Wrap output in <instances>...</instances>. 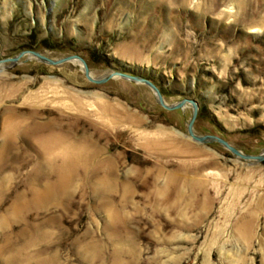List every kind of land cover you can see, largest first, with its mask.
I'll return each mask as SVG.
<instances>
[{
  "label": "rangeland",
  "instance_id": "374dc122",
  "mask_svg": "<svg viewBox=\"0 0 264 264\" xmlns=\"http://www.w3.org/2000/svg\"><path fill=\"white\" fill-rule=\"evenodd\" d=\"M26 50L264 153V0H0V60ZM193 111L0 63V264H264V160Z\"/></svg>",
  "mask_w": 264,
  "mask_h": 264
},
{
  "label": "water",
  "instance_id": "95a60500",
  "mask_svg": "<svg viewBox=\"0 0 264 264\" xmlns=\"http://www.w3.org/2000/svg\"><path fill=\"white\" fill-rule=\"evenodd\" d=\"M26 54L33 55L41 61L47 62L49 64H54V65L63 64V63H66L68 61H80L83 65V69L85 71L86 77L95 83H103V82H106L107 80H109L113 77H122V78H127L130 80L136 81V82L145 83V84L149 85L154 90V92L156 93V95L158 97L159 102L162 104V106H164L167 109L183 108L186 104L190 103L193 105L194 111H193V116H192L191 121L189 123L188 129H189V133L191 134V136L195 140H197L199 142H203V143L218 142V143L222 144L223 146H225L226 148H228L230 151H232L235 155H237L238 157H241L245 160H253L256 162L264 160V153H262L260 155L245 154V153L241 152L239 149H237L236 147H234L232 144H230L227 140H225L219 136H216V135L199 136V135L195 134L193 131V126H194L195 120H196L198 112H199L198 103L192 99H183L174 105H168L165 102L164 96H163L161 90L159 89V87L156 84H154L152 81L145 79L143 77L134 76L131 74L123 73L121 71H114L102 79H95L91 76V71H90V68H89L87 61L82 56H80L78 54L65 56V57H62L59 59H53V58H50V57H48V56H46V55H44L38 51L26 50V51L21 52L19 55L15 56L13 58H7L5 60H0V63L7 62V61H14L15 62Z\"/></svg>",
  "mask_w": 264,
  "mask_h": 264
},
{
  "label": "bare ground",
  "instance_id": "6f19581e",
  "mask_svg": "<svg viewBox=\"0 0 264 264\" xmlns=\"http://www.w3.org/2000/svg\"><path fill=\"white\" fill-rule=\"evenodd\" d=\"M80 152V151H79ZM82 153V152H81Z\"/></svg>",
  "mask_w": 264,
  "mask_h": 264
}]
</instances>
